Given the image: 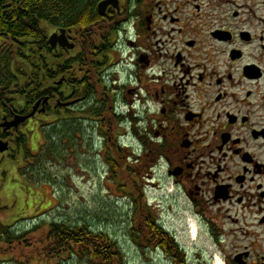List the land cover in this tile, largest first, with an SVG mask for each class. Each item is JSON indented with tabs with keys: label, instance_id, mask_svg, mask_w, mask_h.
Masks as SVG:
<instances>
[{
	"label": "flooded vegetation",
	"instance_id": "obj_1",
	"mask_svg": "<svg viewBox=\"0 0 264 264\" xmlns=\"http://www.w3.org/2000/svg\"><path fill=\"white\" fill-rule=\"evenodd\" d=\"M85 1L83 23L53 15L42 27L35 85L0 73V154L26 153L20 137L82 117L88 163L95 154L113 181L130 162L165 193L147 205L141 190L148 231L137 248L161 264H264V0ZM61 31L73 49H51ZM24 222L0 225V264H72L28 248L39 223Z\"/></svg>",
	"mask_w": 264,
	"mask_h": 264
},
{
	"label": "rangeland",
	"instance_id": "obj_2",
	"mask_svg": "<svg viewBox=\"0 0 264 264\" xmlns=\"http://www.w3.org/2000/svg\"><path fill=\"white\" fill-rule=\"evenodd\" d=\"M48 133L37 130L26 135L29 153L20 149L15 155L0 154V206L4 208L0 225L9 227L21 221H28L24 222L28 227H34L36 221L83 224L114 239L127 264H161L148 252L137 248L131 236L134 206L127 193L140 195L144 190L147 198L153 195L164 197L165 193L152 192L148 186L151 180L146 173L134 169L132 173L130 162L124 160L123 169L129 170L132 181H128L125 174L121 177L119 172L112 181L106 175V166L95 154L88 163L85 148L80 144L81 137L77 138V150L67 154L62 162L41 163L38 154L46 144ZM38 162L40 167L36 164ZM25 167L30 171L34 169L32 176L26 172L22 174ZM38 168L42 169V176L38 174ZM42 230L46 231V227L42 226ZM70 259L72 264H88L86 259Z\"/></svg>",
	"mask_w": 264,
	"mask_h": 264
},
{
	"label": "trees",
	"instance_id": "obj_3",
	"mask_svg": "<svg viewBox=\"0 0 264 264\" xmlns=\"http://www.w3.org/2000/svg\"><path fill=\"white\" fill-rule=\"evenodd\" d=\"M88 9L85 0H0V43L5 40L0 52L2 62L0 73L12 77L16 71L18 75H26L28 79L18 88L25 90L29 84L35 85L37 72L35 71V60L46 56L47 49L46 32L42 27L53 26V15L60 23H83L85 11ZM81 54L79 57L81 58ZM25 76V77H26ZM6 85V90L11 89ZM26 96L29 98L28 93ZM50 131V133H48ZM46 144L41 147L38 160L41 163L54 160L62 162L77 144L71 139L84 135L83 118L75 120V124L64 123L57 131L54 129L45 130ZM56 138V139H54ZM18 143L25 148L26 141L20 137ZM26 153L28 150L26 149ZM40 162L38 167L41 165ZM117 173L125 174L128 181H132L128 169H123V162L119 161L116 167ZM33 170H27L30 176ZM42 176V169H37ZM131 172L134 173L131 169ZM116 175V173H115ZM38 178V177H37ZM132 198L134 208L131 218V236L139 240V244H147L148 216L146 207L139 206V195L127 193ZM138 198V199H137ZM2 229V228H1ZM0 229V230H1ZM2 232V230H1ZM3 232L8 233L6 228ZM34 234H40L39 239L27 238V247L36 245L41 247L47 255L77 256L79 259H86L88 264H127L125 257L118 246V243L108 234L99 231H92L83 224H66L65 221L55 222L47 226L46 231L42 226L34 228ZM140 233V235H138Z\"/></svg>",
	"mask_w": 264,
	"mask_h": 264
},
{
	"label": "water",
	"instance_id": "obj_4",
	"mask_svg": "<svg viewBox=\"0 0 264 264\" xmlns=\"http://www.w3.org/2000/svg\"><path fill=\"white\" fill-rule=\"evenodd\" d=\"M48 44L51 47V49H55V45L59 44V46L63 49L66 50H71L73 49V45L69 44L67 39L65 38L64 32L61 31V35L60 37H56V35H52L49 40H48ZM38 107V104H36L33 109H32V113L24 118L16 116L14 118V120L12 121V123L8 124L7 126L2 125V127H6L7 130L11 129V128H17V126L22 123L25 122L26 120L32 118L35 114V111ZM8 150L7 144L1 143L0 142V153H4Z\"/></svg>",
	"mask_w": 264,
	"mask_h": 264
}]
</instances>
